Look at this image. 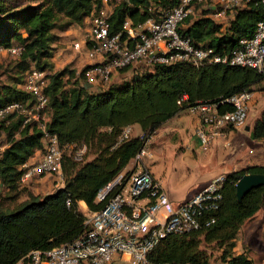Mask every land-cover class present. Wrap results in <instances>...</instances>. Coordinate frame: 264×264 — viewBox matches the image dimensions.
Instances as JSON below:
<instances>
[{
  "label": "trees",
  "instance_id": "1",
  "mask_svg": "<svg viewBox=\"0 0 264 264\" xmlns=\"http://www.w3.org/2000/svg\"><path fill=\"white\" fill-rule=\"evenodd\" d=\"M179 0H0V48L19 44L24 51L15 64L17 83L0 90V107L11 102L32 105L35 98L22 85L32 66L46 72L45 93L47 131L56 135L62 146H87L92 159L76 161L72 154L63 160L64 186L41 197L28 193L27 199L14 207L22 193V167L44 152V132L33 123L24 125L22 116L7 117L0 123V264H15L33 250H50L75 241L84 230L85 212L103 204L96 198L101 189L125 171L143 145L141 136L121 140L125 128L138 125L146 137L167 122L187 111L197 102L217 103L244 91L255 92L264 82L256 69L220 64L179 62L155 64L148 69L132 70L131 79L92 85L85 73L69 66L55 70L53 61L57 31L85 27L105 7H111V33L124 30L150 19L160 20L174 9ZM231 11V10H230ZM234 18L225 23L209 16L211 9L197 17L187 18L179 27L182 35L196 45L229 53L239 39L251 37L264 18L259 0H242L233 10ZM125 37V35H124ZM87 46L93 49L94 41ZM23 78V80H21ZM21 82V83H20ZM20 84V85H19ZM186 102L179 103L185 96ZM230 107L220 106L224 112ZM251 136L264 142V111L254 122ZM246 174H264V166H248L227 174L223 203L216 213V223L202 230L171 235L149 255L160 263L211 264L208 249L221 251L226 264H252L244 254H235L237 237L242 228L264 207V186L238 200L236 184Z\"/></svg>",
  "mask_w": 264,
  "mask_h": 264
},
{
  "label": "built area",
  "instance_id": "2",
  "mask_svg": "<svg viewBox=\"0 0 264 264\" xmlns=\"http://www.w3.org/2000/svg\"><path fill=\"white\" fill-rule=\"evenodd\" d=\"M259 2L264 12V0ZM241 3L242 0H179L177 6L160 20L150 19L137 27H132L128 20L124 30L116 34L111 33L109 22L112 9L103 8L90 20L89 38L94 41L90 51L104 56L105 60L87 69V83L108 84L115 73L144 62L150 66L191 62L195 65L249 67L264 76V18L258 22L251 37L239 39L235 48L225 54L196 45L192 38L182 35L179 30L187 18L198 15L200 6L212 10L209 16L221 18ZM23 51L24 47L19 44L0 48V52L17 57ZM45 76L46 72L32 66L25 78L22 88L35 98L32 105L11 102L0 107V123L11 115L22 116L24 125L36 124L44 132L43 155L36 162L22 167L21 183L55 173L62 178L65 151L74 147L62 146L58 137L47 131L49 98L45 93ZM254 97L255 92L247 90L217 103L200 101L189 105L187 112L199 121L196 135L203 150L208 151L229 131L246 128ZM187 100L185 95L179 103ZM220 106L231 109L221 112ZM132 131L131 127L125 128L121 140H130ZM157 133L146 137L141 135L143 145L133 160L136 169L122 171L99 191L96 202L103 207L98 210L86 207L84 230L75 241L46 251L33 250L15 264H117L123 261L155 264L149 255L169 236L213 226L217 220L215 214L223 203L227 175L216 176L190 199L174 203L150 169L152 145ZM86 153L87 146L83 145L75 149L73 156L76 161H82Z\"/></svg>",
  "mask_w": 264,
  "mask_h": 264
},
{
  "label": "rangeland",
  "instance_id": "3",
  "mask_svg": "<svg viewBox=\"0 0 264 264\" xmlns=\"http://www.w3.org/2000/svg\"><path fill=\"white\" fill-rule=\"evenodd\" d=\"M199 8L200 11L197 16L204 13V9H202L201 6ZM229 14L228 11L227 14L221 18L214 17V19L218 22L223 21L225 23L224 26H226L230 20L228 17ZM88 23H90V21H88ZM87 24L86 28H88L89 25ZM57 32L58 34L60 33V31ZM93 55L96 54L91 53L89 57L94 59L95 57ZM80 58L81 55L78 54L76 61L67 64L64 68L69 66L71 70L80 72L84 68L83 65H87V61L81 63ZM18 60L19 57L17 56L7 52H0V90L1 87L5 85H16L17 78L19 77H17L14 66ZM21 80H23V78H21ZM254 91L255 97L252 103L253 107L250 111L249 121H254L257 117L259 118L264 111V82L256 86ZM131 128L133 130V137L142 135H138L135 129H133V127ZM248 135V132H239V136H237L235 140H229L231 142L226 149L222 147L225 140H221L220 146L222 153H216L214 148L210 149L208 152L204 151L197 145L196 140L186 149L182 148V144L180 143L176 146H156L153 150V147H155V140L158 136L157 134L155 135L152 145L153 157L151 158V166H153L151 167V171L161 182L172 201L177 203L185 201L188 196L196 190L198 185L208 178L209 174L213 171H229V169L242 167L247 162L257 161L261 153V144L259 141L254 140L251 135H249L250 137ZM5 142L4 139H0V150L3 149V143ZM75 149H77L75 146L68 148L65 154L73 155ZM252 149L256 151L253 155L249 154V151ZM86 155L87 159H92L93 157V154L88 151ZM131 169L135 170V165H133ZM21 184L23 187L22 193L16 201H6L5 204L7 206L14 207L17 203L24 201L27 199L28 193H34L41 197H45L64 186L63 176L61 178L58 173L35 177ZM86 207L87 205L81 204V208L84 212H87ZM208 254L211 255V264H226L222 262L221 251H218L213 246L208 249ZM235 254L247 255V257L252 260V264H264V207L254 219L242 228L237 237ZM117 264L129 263L123 261Z\"/></svg>",
  "mask_w": 264,
  "mask_h": 264
},
{
  "label": "crops",
  "instance_id": "4",
  "mask_svg": "<svg viewBox=\"0 0 264 264\" xmlns=\"http://www.w3.org/2000/svg\"><path fill=\"white\" fill-rule=\"evenodd\" d=\"M106 8L111 10V7H106ZM229 13L230 14L228 15V17L230 19H233L234 18L233 11H230ZM88 21H90V20L88 19ZM88 21H87V23H88ZM220 22H222V21H220ZM88 24H87L88 28H86V26L82 27L79 25H75V26L70 27L68 30H66L64 32L59 33V39L56 41V43L54 45L56 50L54 52V57H53V61L55 63L56 71L60 70V68L61 69L64 68V66H66L67 64H70V63H73L74 61H76L78 54L81 55V58H84V59L80 58L81 63H83L84 61H87L86 66L101 63L105 60L104 56L99 55V54L93 55L95 57L94 59H91L89 57V55L92 52L90 51L89 47L87 46L88 45L87 44L88 39H90L89 38L90 23H88ZM86 66L83 65L84 68ZM133 67L137 68V69H148L150 71H152V69H153L149 65V63H147V62L135 65ZM132 76H133L132 70L125 71V72H117L114 74L112 82H120L123 79L124 80L125 79H131ZM257 118L254 121L253 120L249 121L245 129H237V130L229 131L228 135L225 138L216 140L212 144L210 149L214 148V151L216 153L217 152L222 153L221 152V146H220L221 140H225L222 147H223V149H226L229 146L230 142L235 140V138L237 136H239V132H241V131L248 132V134L251 135V131H252L254 122L257 120ZM198 127H199V121L195 115L186 111V112L176 116L175 118H173L172 120L167 122L160 130H158V133H157L158 136L155 140V143H154L155 147H153V150H154V148H156V146L168 147V146H173V145L176 146L180 143L182 144V148L186 149L195 140H196L197 145L202 148L201 143L199 141V138L196 135V131H197ZM247 128H250V130L248 131ZM133 129H135V131L137 132L138 135L142 134L141 128L138 125L134 126ZM229 140H231V141H229ZM259 142L261 144L260 145L261 153L259 154L257 161L247 162L242 167L229 169V171H222V170L213 171L212 173L209 174L208 178L203 180L198 185L196 190H194L188 196V198L186 200L190 199L196 192L205 188L216 176L220 175L221 173L229 174L231 172H234V171H237V170H240L243 168H247L248 166H255V165L264 166V142H262V141H259ZM255 153H256V151L254 149L249 151V154H251V155H253ZM42 155H43V153L38 152L36 157L34 159H32L30 161V163L36 162L38 159L41 158ZM133 165L134 164L132 161L128 165V167L126 168V171H132L131 168L133 167ZM152 174L156 178V176L153 172H152ZM182 202H184V201H182ZM182 202H179V203H182ZM174 203L177 204V202H174ZM82 204L86 205L83 202H82Z\"/></svg>",
  "mask_w": 264,
  "mask_h": 264
},
{
  "label": "water",
  "instance_id": "5",
  "mask_svg": "<svg viewBox=\"0 0 264 264\" xmlns=\"http://www.w3.org/2000/svg\"><path fill=\"white\" fill-rule=\"evenodd\" d=\"M249 131L250 128H247ZM264 186V174H246L236 184L237 197L239 201L252 190Z\"/></svg>",
  "mask_w": 264,
  "mask_h": 264
}]
</instances>
